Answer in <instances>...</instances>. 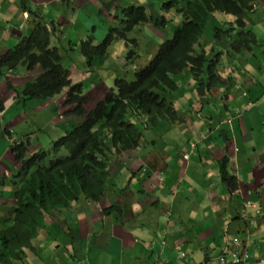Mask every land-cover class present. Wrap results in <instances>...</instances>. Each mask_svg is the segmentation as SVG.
<instances>
[{
    "label": "clouds",
    "instance_id": "1",
    "mask_svg": "<svg viewBox=\"0 0 264 264\" xmlns=\"http://www.w3.org/2000/svg\"><path fill=\"white\" fill-rule=\"evenodd\" d=\"M6 1L7 0H0V15H2V13L8 15L9 13L7 10H4ZM187 1L191 0H179L178 2L176 0H16L21 7L20 13L22 17H26L27 23L32 24L33 28L30 31L28 30L29 32L27 31L28 34L23 36L20 35L17 44H14L17 41L15 39L14 45L11 47L6 46L3 42L2 47L0 46V231H7V229L14 227L18 231L19 237L23 233V226L19 225V218L29 231L30 237L27 244L18 251L21 259L13 257L0 258V264H28L35 258H38L40 264H48L43 260V256L46 252L42 251V244L57 248L62 254V259L64 261L70 259L72 263L77 261L88 264L87 261H82L79 258L81 253L79 247L88 249V251H91L90 253L93 254L96 248L101 247V243L99 242V246L96 245L98 239L91 237L89 230L82 226H76L80 224V218L77 224H72L70 222V212L75 210L76 207H79L83 201L98 204L108 196L117 195L119 199L123 201L124 205L112 203L107 207L108 209L104 210V213L108 214V216L112 213H116L119 224L122 226L126 225L127 228H130V221L127 219L126 215H123V212L129 213L132 208H137L143 199L145 201L150 200L153 194V192H149L143 175H145L146 178L151 175L154 181L158 183L164 181V172L154 173L151 170L148 171L149 166H147V164L139 166L138 170L135 172L132 170L138 162L141 161L139 158H147L148 153H152L155 158L158 156L159 163L162 158L160 150L149 151L147 146L150 144L162 145L164 143L160 142L163 134L158 135V127L150 123L151 119L137 113H133L130 116L132 120L130 122H132V124L136 126V129L143 134V137L139 140V145L133 149L122 150L117 153L116 147L110 144V142H106L105 145L107 149H105V153H107V161L105 164L109 170V178L101 183L96 193H89L90 196L86 194H81L79 196L71 194L69 196L67 194V183L65 179L55 178L54 181L49 174L52 172L51 170L53 169L55 160L67 158L70 155L65 147L61 146L59 147L60 149L57 148L56 145L59 140L75 131L82 135L81 128H83L84 125L90 126L89 115L91 111L105 99L102 97L101 101L93 106V102L89 101L87 95H90L91 92L89 91L95 88V86L90 87V84L95 83L94 79L97 77V73H101V71L105 70L111 71L110 68H107L110 48L118 42L124 44L128 52L126 61L124 65L121 66L125 69L124 72L121 73L127 76L130 72H134V80L132 81H135L136 75L142 73L152 64L158 55L159 48L168 40L172 39H168L170 32L173 31L175 26L180 24L183 16L182 10L186 7ZM249 6L251 9L246 10L242 15L216 12L200 41V49L204 50L208 58L214 60L218 57V73L223 79L227 80V84L220 86L215 85L209 92H205L204 95H201L195 81L191 78L190 69L186 68L179 75L172 77L177 85L176 91L173 93V97L176 100L182 99L187 102L190 96L194 98L197 97V105L201 108L204 105L202 101L209 100L212 102L211 94L214 89L218 88V90H221L223 86H228V94L230 95L235 92L244 98H248L249 92L244 87V82L241 83V81H237L238 78L235 77V73L240 76L245 66L253 68L255 65H260L258 51L261 45H263V42H261L250 30V17L252 14L256 13L258 16H264V0H253L249 2ZM51 8L56 10L55 13L53 12L51 14ZM130 8H141L143 19L133 25L134 27L130 31V34H127L124 38H120L117 35V30L126 33L120 20L125 18L124 11ZM260 11H262V14ZM172 12L179 17L180 21L178 23L172 22ZM160 13H162L163 16H159ZM90 15L92 18L97 16L99 22H97L96 19H92ZM221 15H225L226 17L224 18ZM8 17L9 15L3 19L0 18V27H2V24ZM11 17H14V15L11 14ZM218 17L227 19L230 23H228V21L224 22L223 20H217ZM72 19L80 21V23L82 25L84 24L90 31L88 38L80 41L81 55H83V59L87 62V69H84L82 76L81 72H77L75 74V79L72 81L73 85H84L86 91V94L84 93L85 99L79 101L76 98L72 102H69L67 92L65 91H63L62 96L58 95L57 97L43 98V96L40 95L30 98L31 92L37 91L32 84L36 83V79L43 74L42 66L37 64L32 71H28L27 66H29V63L22 64V62L12 69L10 65L6 63L5 57L13 53L22 40L31 37L34 33L41 39L39 33L41 30L46 29L48 31V39H41V41L35 45L33 53L37 56H41L57 52L64 60V57H66L65 53L69 54L67 44L70 46V50L76 51L72 39L64 41V37L70 29ZM164 22H166L165 26H163ZM106 23H108V25H106ZM211 24L215 30L213 36L214 41H208L209 45H207L204 37L205 35L207 36ZM10 26L14 29H19V27L14 24V21ZM75 26L78 27V24L76 23ZM100 26L104 28H100ZM111 29L114 30L110 32ZM140 29H144L145 33L154 29L163 36L160 38L157 37L151 40V42L149 40L150 44L147 41L130 37L131 34L137 33ZM7 31L8 29L5 30V33ZM109 32L114 35L115 39L107 48L106 56L94 57L93 61L89 64L88 58L84 56L82 51L83 42L87 41L89 38H94L95 46H99L110 35ZM251 38H255L256 43L251 42ZM156 39H165L166 41L162 43L155 52ZM145 42L148 44L146 43L147 45H145ZM219 46L222 48L218 50L217 48ZM239 50L240 52H238ZM141 52L145 55L144 61L141 60ZM253 54H255L258 59L253 57ZM229 57L231 60H229ZM222 58H225V63L231 64L229 72H226L225 75ZM103 61H105V66H102ZM75 62H77V60H75ZM136 65H139L142 69L140 71L136 69L133 70V67L137 68ZM260 67L264 69L263 66L260 65ZM35 71H38L37 74ZM69 72L71 77V71L69 70ZM85 75H89V77H85ZM118 80L129 81L125 76L117 77L116 82ZM183 83L184 87L181 88ZM110 92H114L115 95H117L119 90L118 88L116 91L112 89ZM221 93L225 92L221 91ZM37 94L39 93H35V95ZM223 97H220L219 101L222 100ZM226 101L227 97H225L224 106H227ZM49 102H53L51 104L54 105L55 119L40 126L37 131L33 132L22 129L20 133H17V119L27 128L30 122L29 118L32 117L33 111L35 112L36 108ZM60 103L62 105H60ZM49 106L45 109H48ZM62 108L63 111L60 110ZM78 108H81L80 112L76 111ZM253 108H257L256 102L250 100L245 108L235 111V114H230V117L221 121L216 131L223 123L231 124L232 119L242 120L244 114L249 109ZM211 110L212 109L204 116H201L200 110L195 112H193V110L191 111L195 114L193 116H201L200 119L205 127L202 129H194L192 132L197 130L198 136L201 134L200 137L203 141L207 140V137L210 136L209 129L212 127L213 130L215 127L214 118L210 112ZM179 111L187 114L183 108L177 109V112ZM27 113L30 114L29 118L27 117ZM16 115L17 117H15ZM188 115L189 114L181 116L179 113L178 116L184 119V123L182 124H186L187 121H189L186 119ZM7 122L10 123V125H6ZM173 126L174 125L171 124L165 131L170 132ZM143 130L151 133V135H145ZM190 138L191 135L184 144L188 143ZM224 140H227L226 135L224 136ZM189 145L190 149L188 152L181 154L183 159L187 162H189L193 155H198L201 152L199 150V141L192 142ZM52 147L53 150H50ZM124 152L134 153L135 158H132L129 162L119 160L118 158L114 160L111 158V155H121ZM35 156L41 158V160L37 162L36 166L25 171L24 165ZM225 158L228 159L227 156H224L219 162ZM77 164L79 165H75L76 168H82L80 163ZM122 171L129 173L130 176L128 178V185L123 184L122 187H119L118 184L115 183V180L117 178H122V176L124 177V174L120 176ZM132 172L134 173L132 174ZM137 174L141 175L139 180L135 177ZM36 176H39L38 180L35 178ZM134 181H136L137 184ZM135 185L137 186L136 188H134ZM166 190L170 193L172 192L174 195L176 194L172 188L166 187ZM249 208H254L256 214L264 218V216H261L260 208L256 202L252 200L245 203L244 209L241 211L242 216L246 214V210ZM166 213L170 216L171 210H167ZM64 214H67L69 222H62L61 218ZM82 215L84 214L81 212V216ZM225 229H228V226ZM165 238L166 236L164 235L163 239ZM136 240H139V238H136ZM227 244L226 247L222 249L217 259L202 258L193 264H215V261H217L216 264H229L232 262L235 255L241 258L242 264H264V256L252 254L247 242L239 238H234L232 242H228ZM161 245V252H163L166 244H163L161 241ZM231 246L234 248H231ZM53 248H51V251ZM155 249L156 248H153L152 250V247L150 248V250L155 253L152 264H156L158 260H160V254L158 253L160 250L156 251ZM177 251V256L181 260H184L185 264L186 262L192 264L188 254L183 248L179 246L177 247ZM223 258L224 262H222ZM128 264H132V261Z\"/></svg>",
    "mask_w": 264,
    "mask_h": 264
},
{
    "label": "crops",
    "instance_id": "2",
    "mask_svg": "<svg viewBox=\"0 0 264 264\" xmlns=\"http://www.w3.org/2000/svg\"><path fill=\"white\" fill-rule=\"evenodd\" d=\"M15 3L16 0L6 1L4 10L9 12L8 15L13 7L16 8ZM8 15L2 13L0 18ZM14 24L19 29L9 26L3 35L2 42L6 46L15 42L12 37H16L14 44H17L20 35L28 34L33 28L32 24L27 23L26 17H22V22ZM258 52L262 66L264 42ZM253 57L256 58V55L253 54ZM260 65L253 68L245 66L240 76L235 73L237 81L244 82V87L249 92L248 98L235 92L228 94V86L219 90V97H224L216 102L215 108L210 111L215 127L213 130L212 127L209 129L210 136L207 140H201V134L198 136L195 130L190 133L189 142L180 148H172L164 141L160 149V162L154 165L156 158L153 156L151 166L148 167V171L154 173L164 172V181L158 183L151 175L147 178L143 175L149 192L153 194L150 200L143 199L138 207L132 208L129 213L123 212L130 221V228L119 224L116 213L110 216L104 213L112 203L124 205L117 195L108 196L98 204L83 201L70 212V222L77 224L80 218V224L76 226L89 230L90 236L98 239L96 245L101 243V247L96 248L93 254L88 249L79 247V258L82 261H87L88 264H128L131 261L132 264H152L155 254L152 250H159L160 247L155 245V241L158 238L163 239L162 233L166 236L162 240L166 246L164 255H160L156 264H185L184 260L177 256L179 246L188 254L192 264L202 258L217 259L226 244L234 238L247 242L252 254L264 256V218L258 216L254 208L247 209L244 216L241 213L245 203L252 200L260 208L261 216H264V69ZM225 97L227 106L223 105ZM250 100L256 102V109H249L242 120L232 119L231 124L223 123L216 131L221 121L230 117V114H235V111L245 108ZM204 127L201 121L200 125L193 126V130ZM225 135L227 140H224ZM196 141H199L201 152L193 155L187 162L181 154L188 152L189 144ZM227 141L229 143L226 147ZM152 155L148 153L147 157ZM224 156L229 159V173L237 178V189L232 193H228L227 186L222 183L220 176L218 162ZM120 176L123 179L118 182V186L128 185L130 174L122 171ZM135 177L139 180L141 175L137 174ZM166 187L172 188L176 194L168 192ZM167 210H171L170 216L166 213ZM81 212L84 215L81 216ZM61 219L63 223L69 222L67 214ZM227 226L228 229H225ZM145 241L155 245L150 246L152 250L146 254L142 247ZM51 248L53 247L47 244L41 246L42 251L46 252L43 260L48 264H83L77 261L72 263L70 259L64 261L59 250L53 248L51 251ZM28 264L40 262L35 258Z\"/></svg>",
    "mask_w": 264,
    "mask_h": 264
},
{
    "label": "trees",
    "instance_id": "3",
    "mask_svg": "<svg viewBox=\"0 0 264 264\" xmlns=\"http://www.w3.org/2000/svg\"><path fill=\"white\" fill-rule=\"evenodd\" d=\"M251 1L253 0L187 1L186 7L182 10L180 24L173 28L172 39L159 48L152 64L142 73L137 74L135 81L116 82L119 93L117 95L114 92L108 93L105 99L91 111L90 126L84 125L81 128L82 135L75 131L59 140L57 148L65 147L70 155L55 160L49 176L54 181L55 178L65 179L69 196L71 194L90 196L96 193L101 183L109 178V170L105 164L106 142L115 146L117 153L139 145L143 134L130 122L133 113L151 119L150 123L155 127H160L165 122L172 125L177 122L184 123V119L177 114V109L183 108L179 103L182 99L176 100L173 97L177 85L172 77L179 75L186 68L190 69L191 78L201 95L209 92L215 85L227 84V80L218 73V57L214 60L208 58L204 50L200 49V41L216 12L242 15L246 10L251 9L249 6ZM124 15L125 18L120 21L126 33L117 30L120 38L130 34L133 25L143 19L141 8L127 9ZM165 25L166 22L163 23V26ZM113 30L111 29L110 32ZM39 35L42 40L48 39L46 29L41 30ZM41 39L34 33L31 37L22 40L14 52L5 57L6 63L12 69L22 62V64L29 63L28 71H32L37 64L42 66L43 74L36 79V83L32 84L37 91L31 92L29 97L40 95L43 98L57 97L62 96L65 91L69 102L76 98L79 101L85 99L84 85L72 84L70 72L62 65L63 57L59 53L41 56L33 53L35 45ZM114 39V35L110 33L99 46H95L94 38L83 42L82 51L88 58L89 64L94 57L106 56L107 48ZM251 42L256 43L255 38H251ZM35 93L39 94L35 95ZM80 110L81 108H78L76 111L80 112ZM183 110L185 111L184 108ZM39 160L41 158L33 157L24 165V170H30ZM77 163H80L82 168H76L75 165H79ZM219 165L222 183L227 186L228 193H232L237 189V178L228 171V159L225 158L219 162ZM38 177L35 178L38 180ZM18 221L19 225L23 226V233L19 237L14 227L0 231V258L21 259L18 251L27 244L30 233L19 218Z\"/></svg>",
    "mask_w": 264,
    "mask_h": 264
},
{
    "label": "rangeland",
    "instance_id": "4",
    "mask_svg": "<svg viewBox=\"0 0 264 264\" xmlns=\"http://www.w3.org/2000/svg\"><path fill=\"white\" fill-rule=\"evenodd\" d=\"M161 1V0H159ZM16 8L13 7L12 11L10 12L9 17L7 18V20L2 24V27H0V46L2 47V40H3V35L5 34V30L8 29V27L11 25V23L16 22V23H20L22 22V14L20 13L19 9H20V5L18 2L15 3ZM93 5V3H92ZM184 5V4H183ZM55 9L51 8V14L54 12L55 13ZM262 14V11H260ZM11 14L14 15V17H11ZM171 15H173V19L172 22L174 23H178L180 21L179 17L172 12ZM159 16H163L162 13L159 14ZM222 17H226L225 15H221ZM90 17L92 18V16L90 15ZM65 18V17H63ZM92 19H96L97 22H99L98 17L95 16V18ZM217 20H223L224 22H227V19H221L220 17L217 18ZM251 20V25H250V30L258 37L259 40H261V42H264V16H258V14H252L250 17ZM78 24V27L75 26V24ZM228 23H230V21H228ZM216 24V23H215ZM106 25H108V23H106ZM104 25V26H106ZM262 26V27H261ZM260 27V29H259ZM100 28H104L101 27ZM89 29L83 24L80 23V21H77L75 19H72L71 22V26L70 29L68 30V33L65 35L64 37V41H69L72 39V43L74 46V50H70V46L67 44V48L69 49V54L65 53L66 57H64L63 60V66L71 71V80L73 81L75 79V74L77 72H81V76H82V72L84 71V69H87V62L83 59V55H81V44L80 41L81 40H85L88 38L89 36ZM214 32L215 30L213 29V25H210V28L208 30L207 36L205 35V39H206V43L207 45H209L208 41H214ZM163 36L162 34H160L159 32H157L156 30H151L150 32L145 33L144 29H140L137 33L131 34L130 37L134 38V39H140L142 41H147L149 43V40L151 42V40H154L157 37H161ZM173 37V31L170 32V36L168 39ZM13 39H16L15 37H12ZM74 40V41H73ZM166 40L165 39H156V46H155V52L156 49L162 44L164 43ZM145 42V45H147L148 43ZM147 43V44H146ZM10 44V42H9ZM150 44V43H149ZM14 44H10V47L13 46ZM220 48H222L221 46H219L217 49L219 50ZM110 55L107 59V68H110L111 71L109 70H105V71H101L97 73V77L94 79L95 83L90 84V87L95 86V88L93 90H90L89 92H91L90 95H87L89 97V101L93 102L92 105H96L98 102L101 101L102 97H106V95L113 89L114 91H116L117 87H116V78L117 77H126L129 81L134 80V72H130L129 74L124 75L121 72H124L123 66L126 58H127V50L124 46V44L122 42H118L115 43L114 46L112 48H110L109 50ZM141 60L144 61L145 59V55L143 52H141ZM75 60H77V62H75ZM229 60H231V58L229 57ZM78 63V64H77ZM105 61L102 62V66H105ZM222 65L224 67V75L226 72H229L230 70V66L231 64L229 63H225V58H222ZM264 68V64L262 65ZM137 68L133 67V70H137L140 71L142 69V67H140L139 65H136ZM104 68V67H103ZM38 71H35V73L37 74ZM85 77H89V75H85ZM82 79V78H81ZM84 79V77H83ZM184 87V83L182 85L181 88ZM219 90L214 89V91L211 94V101L209 100H204L202 101V104H204L201 108L198 107L197 103H198V98L197 97H193L190 96L189 100L187 102L185 101H180L179 103L182 105V107L185 109V111L187 112L189 121H187L186 124H182L177 122L176 124H174L173 128L171 129L170 132H166L165 133V129L170 127L171 124L168 123H163L160 127L157 128V133L158 135L163 134L162 139L160 140L161 143H163L164 141H167V144H169V146H171L172 148H180L190 137V133L193 131V126L195 125H200L201 124V116L206 115L207 112H209L210 109H214L215 108V104L216 102L219 101ZM84 93L86 94V91L84 89ZM53 102H49L46 103L43 106H40L38 108L35 109V112L33 111L32 113V117H30V114L27 113V117L30 119V122L28 124V127L25 128V126H23V124L19 121V119H17L16 121V129H17V133H20L22 131V129L24 130H29V131H37L40 126L49 123L52 119H55V112H54V105L51 104ZM51 104V105H50ZM48 109L47 108L48 106ZM60 105H62L60 103ZM60 107V106H59ZM43 109V110H42ZM63 111V108L60 109ZM193 110V112L200 110L201 116H193L195 115L193 112H191ZM181 114V116H186L187 114L185 112H178ZM193 113V114H192ZM17 117V115L15 116ZM14 117V118H15ZM6 125H10V123H6ZM192 125V126H191ZM146 130H143V133L146 135H151V133L146 132ZM1 139V136H0ZM229 142H225V146L227 147ZM162 148L161 144H150L149 146H147V149L149 151H159ZM53 150V147L50 149ZM227 151V150H226ZM154 155L152 156H148L147 158H139L141 161L138 162V164L133 168L135 171L138 170L139 166H143V164H147V166H151V161ZM111 158L114 159H119L122 161H127L129 162L132 158H135L134 153L132 152H124L121 155H111ZM159 161V157L157 156V158L154 160L153 164L157 165ZM123 179L122 178H117L116 179V183L118 184V181L121 182ZM137 186L135 185L134 188H136ZM168 224V223H167ZM162 236L165 235L164 233L161 234ZM161 241L162 238H158L155 241V245L157 247H160V255L163 256L164 253L161 252L162 251V245H161ZM152 242H148L145 241L144 244L142 245L143 247V252L146 254L147 251H150V246H154L153 244H151ZM203 261V260H202Z\"/></svg>",
    "mask_w": 264,
    "mask_h": 264
},
{
    "label": "built area",
    "instance_id": "5",
    "mask_svg": "<svg viewBox=\"0 0 264 264\" xmlns=\"http://www.w3.org/2000/svg\"><path fill=\"white\" fill-rule=\"evenodd\" d=\"M222 262H224V258L222 259ZM225 264H227V263H225ZM229 264H242L241 258L238 255H235L232 259V262Z\"/></svg>",
    "mask_w": 264,
    "mask_h": 264
}]
</instances>
